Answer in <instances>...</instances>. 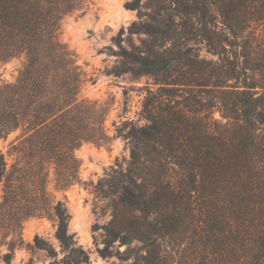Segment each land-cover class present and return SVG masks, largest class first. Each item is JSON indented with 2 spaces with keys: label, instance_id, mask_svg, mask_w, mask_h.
I'll use <instances>...</instances> for the list:
<instances>
[{
  "label": "trees",
  "instance_id": "16d2710c",
  "mask_svg": "<svg viewBox=\"0 0 264 264\" xmlns=\"http://www.w3.org/2000/svg\"><path fill=\"white\" fill-rule=\"evenodd\" d=\"M140 1L125 2L139 20L128 47L122 31L115 39L113 73L152 76L157 87L143 97L142 124L115 127L129 156L97 183L110 212L98 251L110 255L118 241L134 264H264V0H151L146 13ZM85 9V0H0V59L24 57L0 85V138L19 130L0 148V229L51 214L65 254L49 264L90 261L67 231V207L46 191L47 166L59 185L79 181L73 150L108 139L107 108L78 98L83 72L56 40L60 19ZM138 33L151 44L134 45ZM195 38L209 58L186 47ZM213 107L225 124L210 119ZM34 244L55 256L38 236Z\"/></svg>",
  "mask_w": 264,
  "mask_h": 264
},
{
  "label": "rangeland",
  "instance_id": "374dc122",
  "mask_svg": "<svg viewBox=\"0 0 264 264\" xmlns=\"http://www.w3.org/2000/svg\"><path fill=\"white\" fill-rule=\"evenodd\" d=\"M85 1L86 9L82 15L66 14L60 19L56 40L71 53L83 72L78 98L85 102L103 104L107 108L103 127L108 139L100 143L82 141L73 150V155L79 162V181L59 185L53 168L47 166L46 191L53 203L60 200L67 207L70 214L67 231L74 234L76 244L86 251L90 264H134L132 253L124 252L127 245H119L118 241L109 248L112 250L110 255L102 256L98 251L104 245L102 226L110 218V212L106 207L107 199L96 188L98 181L108 175L111 167H116V163L122 164L129 156L124 140L115 136V127L126 120L142 124V120L138 119L143 97L147 89L155 90L157 85L153 83L152 76L135 78L129 73H113L122 69L121 58L116 53L119 47L115 39L122 31L121 45L128 47L127 29L132 23L138 22L137 9L125 7V2L129 0H118L123 16L120 21H113L106 18L105 0ZM150 2L151 0H141L140 11L146 13ZM141 19H146V16L142 15ZM131 40L139 47L143 43L151 44L150 37L145 33L133 34ZM165 47H169V42H165ZM186 47L191 48L192 53L210 57L204 43L198 38L187 41ZM23 63V56L0 59V85L14 82ZM206 112L211 120L219 124L227 122L214 107ZM18 133L19 130L9 133L5 140L0 138V148L4 152ZM6 158L10 164L12 158ZM55 230L56 219L51 214L24 219L19 231L15 233L0 229V264H7V254L10 264H49L53 259L60 260L65 252L55 237ZM35 236L54 250V257L45 249L35 246Z\"/></svg>",
  "mask_w": 264,
  "mask_h": 264
},
{
  "label": "bare ground",
  "instance_id": "6f19581e",
  "mask_svg": "<svg viewBox=\"0 0 264 264\" xmlns=\"http://www.w3.org/2000/svg\"><path fill=\"white\" fill-rule=\"evenodd\" d=\"M106 5V18L113 21H120L122 19V12L120 10V4L118 0H105ZM105 11V12H106Z\"/></svg>",
  "mask_w": 264,
  "mask_h": 264
},
{
  "label": "water",
  "instance_id": "95a60500",
  "mask_svg": "<svg viewBox=\"0 0 264 264\" xmlns=\"http://www.w3.org/2000/svg\"><path fill=\"white\" fill-rule=\"evenodd\" d=\"M84 142V141H83ZM83 167L81 166V169H82Z\"/></svg>",
  "mask_w": 264,
  "mask_h": 264
}]
</instances>
